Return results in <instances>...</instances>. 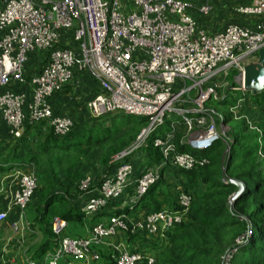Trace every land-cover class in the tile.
Listing matches in <instances>:
<instances>
[{
    "label": "built area",
    "instance_id": "1",
    "mask_svg": "<svg viewBox=\"0 0 264 264\" xmlns=\"http://www.w3.org/2000/svg\"><path fill=\"white\" fill-rule=\"evenodd\" d=\"M213 11L210 0L199 5L186 0H129V6L123 0H0V116L12 139H19L27 127L43 124L55 136L67 135L73 121L56 114L50 99L90 78L98 89L87 104L92 118L119 113L144 120L135 141L113 157L118 162L113 174L85 200L81 209L85 217L127 195L132 185L133 195H127L123 204L134 206L165 167L191 171L206 166L209 161L202 154L216 142H227L225 116L214 113L206 103L222 101L226 91L250 92L242 89L241 63L264 47V0L223 7V13L246 19L243 26L224 20L210 21L207 28L197 25L193 16L205 18ZM33 54H40L42 64L28 74L26 65ZM229 71L237 72L239 84L231 88L226 81L218 95L212 80H227ZM243 95L234 98L231 108H240ZM256 128L252 125L251 129L257 132ZM152 135L160 162L136 176L131 160ZM128 156L131 160L124 161ZM12 176L16 182H11L14 190L9 205L17 209L28 230L25 211L37 188V176L17 170ZM176 202L177 209L149 212L132 220L123 214L111 216L82 238L63 236L66 221L53 218L51 231L58 239L57 248L40 261L25 264H59L67 258L98 260L95 247L120 233L163 235L188 219L191 194L177 188ZM5 219L6 214L0 212V222ZM12 228L17 232L19 224L13 223ZM242 241L236 238L219 258L220 264H232ZM114 262L155 264V259L121 249Z\"/></svg>",
    "mask_w": 264,
    "mask_h": 264
},
{
    "label": "trees",
    "instance_id": "2",
    "mask_svg": "<svg viewBox=\"0 0 264 264\" xmlns=\"http://www.w3.org/2000/svg\"><path fill=\"white\" fill-rule=\"evenodd\" d=\"M186 1L199 5L202 0ZM249 1L235 0L233 4L223 1V5H219L218 10L214 7L213 13H219L216 15L218 18L214 21H223L227 14H231H220L223 13V7L229 8L236 4H247ZM211 14L205 18L193 17L198 26L204 25L206 27ZM229 21L239 26L245 24L242 21L235 22L233 20L225 22ZM45 60L44 58V62ZM231 79L232 75L229 78L227 77L226 81L228 82V87L233 88L234 85ZM84 82L89 83L90 80H85ZM70 88L72 89L71 86L66 87L62 92L57 93L50 99L52 107L56 97L63 92L66 93ZM226 92L227 96L222 101L217 102V104L231 106L235 103L234 97H236V93ZM244 96L242 105L252 111L249 117L252 120V125L260 129V133H246L247 131L244 133L242 131L244 128L240 127L241 130L237 128L235 133L232 132L226 138L227 144H229L223 159L224 174L228 180L241 182L244 188L231 204L229 199L236 191V188L231 184H223L220 181L222 167L220 166V159L225 151V144L216 142L210 150L202 154L209 161L206 166L195 168L191 171H181L170 166L165 167L160 173L159 180L149 188L148 192L134 206L128 205L122 210H114V207L127 202V195L130 197L133 195L132 187L134 185H132L127 191V195L110 202L106 209L95 215L103 214L107 218L121 215L123 212L127 215H133L138 210L139 205H142V208L148 205L151 206V210L144 214L162 209H177L175 199L177 193L175 194L173 190V194L171 189H176V187L174 184L169 183L168 178H173V180L180 179L179 175H182L187 180L177 181L176 184H180L181 188L192 196L188 219L183 224L165 231L159 242L151 243L149 247H146L150 250L152 256L155 257V264H215V262L217 264L219 254H224L231 248V246H228L230 240L228 235L231 234L233 237L243 238L236 252L238 256L233 259L232 264H264V174L262 173L264 158L256 159L258 153L264 155V91L255 94L245 92ZM243 107H240V110H243ZM54 111L56 114L66 115L62 111ZM225 117H223L224 123ZM108 118H112L113 121H106V123L115 124L116 122L123 127L135 125L141 130L144 125V120L137 118L138 121L134 123L136 117L119 113L105 115L97 119L107 120ZM110 125L111 127H106L104 130L97 129L94 133L92 131L93 128L87 133L80 132L79 136L75 135L77 131H73L72 127L71 131L63 137L55 136L52 129L42 132L39 129L40 126L36 128L27 127L19 139H13L12 144L0 146V153L12 148V151L2 162L4 163L7 159L6 167L0 166V173L7 172L11 169V164L15 162L29 163L34 161L38 150L67 153L79 145H83L84 148L90 147L91 144L99 147L111 139L108 135L112 132L113 126L112 124ZM103 132L106 135L99 138L98 135ZM6 134L12 140L8 131ZM153 138L154 135L148 139L146 147L137 151L138 153L141 151L145 153V165L142 167L136 166L134 160H131L132 156L124 158V161H132L136 176L143 169L160 162L161 155L159 150L153 147ZM74 140L76 141L73 142ZM133 141L132 138L129 145L125 142H120L118 148L113 150L114 155L116 156L127 149ZM30 148L35 149L30 150ZM178 148L181 152L187 151L184 147ZM220 148L223 149L218 152ZM34 150L37 152H32ZM117 164L118 162H114L113 159L111 164L108 163L110 172L106 176L113 174ZM36 176L37 188L31 198L32 201L36 195V203L30 207V201L25 211V218L29 225L26 254L28 259L40 261L47 252L55 250L58 245V239L51 231L53 217L57 216L67 223H73L81 222L84 215L81 212L83 194L81 195L79 192V185L82 180L80 171L68 169L63 179H60L55 173L50 175L41 173L42 177L40 179L39 174H36ZM102 180L96 188L100 186ZM202 185L205 187L203 193L197 194L193 192V189H199L198 187ZM129 208H133V211L129 210ZM99 222H102V220ZM128 236L136 238L145 237L146 235L129 234ZM109 264H115V262L112 260Z\"/></svg>",
    "mask_w": 264,
    "mask_h": 264
},
{
    "label": "rangeland",
    "instance_id": "3",
    "mask_svg": "<svg viewBox=\"0 0 264 264\" xmlns=\"http://www.w3.org/2000/svg\"><path fill=\"white\" fill-rule=\"evenodd\" d=\"M124 2L127 3L129 6V0H123ZM213 4L216 10H218V6L223 5V1L231 2L232 4L234 3L235 0H210ZM222 8V7H221ZM220 8V9H221ZM219 9V10H220ZM219 13H212L211 16L209 17L210 21H214L216 18H218L216 15ZM224 14V13H220ZM227 15H233V14H227ZM227 15L224 17V21H227ZM236 16V15H235ZM238 16V15H237ZM241 18V17H240ZM229 19V18H228ZM243 19V18H241ZM238 21V19H237ZM41 56L40 54H33L30 56V59L26 65V71L28 74H32L36 72L39 68H41ZM230 75H232L231 81L233 82V85L236 87L239 82H238V74L235 71H229L227 74V77L229 78ZM226 77V78H227ZM92 80V78H90ZM88 83L86 82H79V84L74 85L72 89H68L65 92L61 93V100L58 102L57 107L59 110H61L63 113H66L69 115V117L72 118L73 120V131H77L75 133L76 136H79L78 134L80 132H85L89 131L92 129L93 133L97 130H104L106 127H111L110 124H112V132L109 133V139L107 142L103 143L101 146H92L88 148H84L83 145H79L74 147L71 151L65 153V152H49V151H44L43 150H36L32 152H37L36 158L33 161L34 163V168L36 171V174H39V179L42 177L41 173H46L47 175L55 173L57 176L60 177V179H63L65 177V173H67L68 169H74L75 171H80V174L82 175V180L80 181L79 185V192L80 194H84L85 192L91 191L96 188V186L100 183L102 179L108 173L110 172V169L108 168V163L111 164V160L115 156L113 153V150L118 148L120 145V142H125L127 145L130 144L132 138L135 141L137 137V133L139 132L140 128L137 126H130V127H123L119 126L116 122L115 124L113 123H106V121H113L112 118L106 119H97V118H92L91 114L87 110V104L89 101L93 99V97L96 95L97 92V86L94 80H92ZM212 83H215L216 87L218 88L217 92L218 95L221 94V91L225 88V80H221L220 78L216 77L215 79L212 80ZM228 83V82H227ZM236 93V98L241 97L244 93H241L240 91H235ZM238 94V95H237ZM217 95V96H218ZM233 96V94H232ZM244 96V95H243ZM235 98V97H234ZM246 99V97L244 96ZM206 106L213 110L214 113L217 115L221 116H226L225 117V125L228 127V130L226 132V138L227 136H230L232 132L235 133L237 128L241 130V128H244V133H260V129L256 128L257 132L255 130H252V120L250 119L251 110L247 107H243V105H240L239 107H243V110H234L231 108L230 105H219L215 102H208L206 103ZM100 118V117H99ZM224 120V119H223ZM138 119L134 120V123L137 122ZM132 123V124H134ZM117 128H116V126ZM119 126V127H118ZM143 127V126H142ZM241 127V128H240ZM246 128V129H245ZM164 131H161L160 134H162ZM100 133L98 135L99 138L102 136L106 135ZM182 135V134H181ZM74 140L73 142H75ZM133 141V142H134ZM0 143L2 146L11 143L12 140L8 138L6 132H4L3 127L0 124ZM229 144V143H228ZM227 142L224 145L225 150L228 148ZM35 149V148H30V150ZM223 148H220L218 150L221 151ZM81 150V151H79ZM10 151H12V148L9 150H4L2 153H0V165L3 164V160L9 155ZM264 155L261 153L257 154L256 159L260 160L263 159ZM262 173L264 174V169H262ZM223 176L227 178L223 172ZM180 179H177L178 181H186L187 179L183 177L182 175H179ZM177 183V182H176ZM174 181H172V185L174 184L175 187L180 186V184H176ZM199 189H193V192H196L197 194L203 193L205 190V187L199 186ZM172 189V193L174 190V193L176 194L175 189ZM170 189V190H171ZM169 192V191H168ZM173 193V194H174ZM36 203V195L32 199L30 203V207L35 205ZM53 218H58L57 216ZM27 231V230H26ZM229 237V244L228 246L230 247L231 244L234 243L236 240L237 236H232L228 235ZM114 255V260L116 257L117 252H112ZM223 253H220L217 259V264H220V257ZM238 256V253L235 255V259ZM72 260V259H71ZM63 260L59 263L62 264ZM79 263L77 261H72ZM91 264H104L103 261H96L92 262ZM216 264V262H215Z\"/></svg>",
    "mask_w": 264,
    "mask_h": 264
},
{
    "label": "crops",
    "instance_id": "4",
    "mask_svg": "<svg viewBox=\"0 0 264 264\" xmlns=\"http://www.w3.org/2000/svg\"><path fill=\"white\" fill-rule=\"evenodd\" d=\"M227 18L229 20H233L237 22V19L239 22L246 23V19H241L239 17H236L234 15H227ZM210 26V21L206 23V27L204 25H201L202 27L207 28V26ZM62 95H59L56 97V100L53 102V109L59 110L57 107L58 102H60ZM59 105V104H58ZM67 115V114H66ZM69 116V115H67ZM0 124L3 127L4 132H7V127L3 124L1 116H0ZM42 132L45 130L51 129L50 127H47L46 125H42L39 128ZM9 133V132H8ZM8 136V135H7ZM8 138H10L8 136ZM13 141V139H12ZM0 146L1 143H0ZM145 159V153L141 151L138 153L137 157L134 159V163L136 166L142 167L144 164ZM7 159L3 164L0 166L6 167ZM11 169H9L7 172L0 173V212H4L6 214V219L2 222H0V264H25L26 261L30 260L27 258V244H28V233L27 229H24V222L20 221L18 218V211L15 209V207H12L10 204L13 194V188L14 184L11 183L16 182L15 176H12L13 171H18L20 173H34L36 174L34 163L32 162H24V163H13L11 164ZM106 177V176H105ZM169 183L171 184L172 181L176 183L178 180L173 178H168ZM177 188H181V186H177ZM97 188L89 191L88 194L84 193L81 198V209L84 206L85 200L87 197L96 194ZM177 193V191H176ZM177 201V195L175 197ZM127 203L119 205L114 207V210H122L125 208ZM142 205H139L138 210L133 215H127L123 212V215H126L127 219H136L139 216H143L144 213L151 210V206L141 207ZM129 210L133 211V208H129ZM128 210V212H129ZM135 210V209H134ZM130 211V212H131ZM108 218L106 216L101 215H93L91 217H85L81 222H73V223H67L65 226L62 234L66 237L71 238H82L86 237L90 233L91 227L94 225V223H98L100 220H107ZM21 222V223H19ZM18 223L19 224V230L17 232L13 231L12 224ZM129 234L120 233L115 238L107 240L105 243L97 245L95 247V252L98 254L99 258L98 260H92L91 258H87L83 261H77L72 262L71 259H64L62 264H91L92 262L96 261H103L104 264H109V262L114 261V255L112 252H118L119 250H127V251H136L139 253H143L144 256H152L149 249L146 247L151 243L159 242L162 238V235H155V236H145V237H136V238H130L128 236ZM48 253V252H47ZM155 259V257H153Z\"/></svg>",
    "mask_w": 264,
    "mask_h": 264
},
{
    "label": "water",
    "instance_id": "5",
    "mask_svg": "<svg viewBox=\"0 0 264 264\" xmlns=\"http://www.w3.org/2000/svg\"><path fill=\"white\" fill-rule=\"evenodd\" d=\"M241 84L244 91H250L252 94L264 91V47L259 49L256 55L252 58L246 59L241 63ZM221 156V179L223 184H231L235 186L236 191L230 196V204L241 194L243 185L239 181L228 180L223 176V159L224 154Z\"/></svg>",
    "mask_w": 264,
    "mask_h": 264
}]
</instances>
